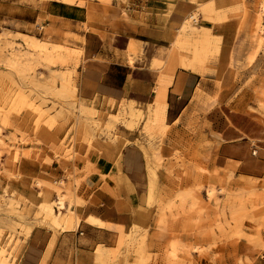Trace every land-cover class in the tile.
<instances>
[{
    "label": "rangeland",
    "instance_id": "374dc122",
    "mask_svg": "<svg viewBox=\"0 0 264 264\" xmlns=\"http://www.w3.org/2000/svg\"><path fill=\"white\" fill-rule=\"evenodd\" d=\"M56 1L0 0V138L4 142L0 141V252L7 257L6 264H20L34 227L52 229L55 235L63 231L54 229L41 209L47 193L55 205L60 201L58 194L65 195V209L60 212L55 206V213L79 217L74 207L84 201L77 192L93 178L103 181L119 168L120 146L130 143L125 130L136 132L140 137L136 144L152 151L158 180L154 201L147 206L155 207L154 225L150 233L138 224L129 231L123 229L114 248L99 245L96 264H201V260L204 264H264V174L246 178L216 167L212 142L203 145L196 140L198 120L179 135L161 124L158 116L154 124L152 118L127 115L125 100H83L78 93V71L84 57L71 55L69 47L79 48L76 31H85L87 26L62 25L47 16V6ZM75 1L74 5L81 3L89 12L101 11L105 16H125L128 5V0ZM191 1L196 8L184 22L193 13L197 16L195 21L191 17L192 27L185 33L196 37L204 68L215 77L222 38L212 27L241 20L253 10L251 32L232 50L228 65L222 66L226 80L214 81L215 92L209 95L217 96L224 87L233 96L245 94L253 105L250 109L263 114L264 0ZM206 5L212 9L209 21L203 18ZM172 6L168 3L163 18ZM36 43H48L55 52L43 57ZM138 49L146 53L142 46ZM165 66L155 67L162 71ZM196 102L200 110L210 109L207 103ZM21 157L34 158L50 168L24 182V186L31 185V191L20 187L31 195L29 199L11 187L18 178ZM106 166L111 167L109 172ZM208 189H213V196Z\"/></svg>",
    "mask_w": 264,
    "mask_h": 264
},
{
    "label": "crops",
    "instance_id": "0c3cea01",
    "mask_svg": "<svg viewBox=\"0 0 264 264\" xmlns=\"http://www.w3.org/2000/svg\"><path fill=\"white\" fill-rule=\"evenodd\" d=\"M134 2L128 0L125 16H105L101 11L89 12L84 6L60 0L47 6L46 15L60 20L62 25L73 22L80 29L87 26L85 31H76L75 41L84 57L78 71L80 97L86 101L96 97L116 103L125 100L129 103L127 108L134 102L143 112H148L140 118H152L153 122L158 116L161 124L179 135L186 132L189 123L198 120L196 140L203 145L212 142L216 167L231 169L237 176L246 178L262 176L264 113L252 111L253 105L245 94L233 96V91L225 87L217 96L209 95L215 92L214 81L226 80L222 66L228 65L232 50L251 32L255 20L253 10L249 9L241 20L230 19L212 27L222 38L220 66L215 77L207 74L208 70L197 73L177 66L173 68L175 32L195 10L194 2L140 0V6ZM209 2L211 0L205 3ZM168 3L173 6L163 18ZM140 46L146 53L138 49ZM162 63L166 66L161 71L155 66ZM166 78L167 84L163 86L161 80ZM196 101L207 103L210 109L200 110ZM195 109L196 114L190 115ZM124 132L130 143L123 149L119 168L108 173L103 181L93 178L77 192L84 201L74 207L80 224L56 235L52 229L34 227L19 257L20 264H42L43 261L44 264H96L97 247H116L123 229L126 232L138 224L152 232L155 207L149 208L144 201L149 176L143 145L136 144L140 139L136 132ZM105 168L109 172L111 167ZM48 169L34 158L21 157L16 167L18 178L12 182V189L31 198L20 187L31 191V185L24 186V182L48 173ZM124 202L130 204L126 203L127 206Z\"/></svg>",
    "mask_w": 264,
    "mask_h": 264
},
{
    "label": "bare ground",
    "instance_id": "6f19581e",
    "mask_svg": "<svg viewBox=\"0 0 264 264\" xmlns=\"http://www.w3.org/2000/svg\"><path fill=\"white\" fill-rule=\"evenodd\" d=\"M60 1L63 3H66V4H71V5L75 4V2H76L75 0H60ZM80 4L81 3H78V5H80ZM202 12H203V18L206 21H209V17H211L212 9H210V7L206 5V6L202 7ZM196 16H197V13H193L191 15V17L194 21L196 19ZM191 17H190V19L186 20L185 22L183 21L184 23L182 24V27L178 31L179 34L176 35L177 38L172 43L173 46L176 47V49H177V51H175L174 49L172 50L173 51V55H172L173 68H175L177 66L180 68L189 69L193 72L203 73L205 68H204V65H203V62H202V59L200 56V52L197 49L196 37L190 36V35L185 33L186 29L192 27ZM35 46L38 47L39 54L43 57L50 56L53 53V51L55 52L54 48L52 46H50L48 43H46V44L36 43ZM69 49H70L69 53L73 56L82 54V51L80 48L69 47ZM181 52L183 53V55H181ZM161 83L163 86H165L167 84V78H166V80L162 79ZM23 103H26V101L24 100ZM135 104L136 103H134V102H130V106H129V108H127V113L129 115L135 116V117H141L144 114H146L147 111L143 112ZM155 115H157V112L155 113ZM153 123L154 124L156 123V118L153 121ZM161 132L164 135L165 132L164 131H161ZM0 141L2 143H4L1 138H0ZM124 145H126V144H124ZM124 145L120 146V149H119V156L120 157H121V154L123 152V148L125 147ZM142 148H143V152L145 154L146 163H147L146 168H147V172H148V176H149V179H148L149 182H148V187H147V196H146V205H150L154 201V197H155V193H156V189H157L158 174H157V172L153 166L149 147L143 145ZM207 192H208V195L210 197L213 196V194H214L213 189H208ZM58 198L60 201L57 202L55 205V202H53L51 199V194L47 193L42 200L41 209L46 213V217H48L52 221L54 226L56 227L54 229H58V227H60V229H62V230H70L74 224H77L79 222V217L75 216L72 218V217L61 215L63 212L60 215L55 213V211H54L55 206L58 207V210L60 212L63 211L66 207L65 203H64L65 195H62L59 193ZM124 203L126 204L127 202H124ZM125 204H124V206H125ZM127 204H130V203H127ZM135 207H137V206H135ZM127 208L128 207H125V209H127ZM131 210H133L132 207H131ZM91 221H93V220H91ZM93 222H95V221H93ZM6 258L7 257H5L2 252H0V264H6ZM42 264H44V261Z\"/></svg>",
    "mask_w": 264,
    "mask_h": 264
}]
</instances>
